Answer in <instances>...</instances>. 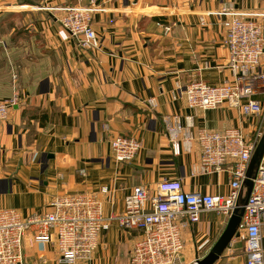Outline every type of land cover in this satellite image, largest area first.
I'll return each instance as SVG.
<instances>
[{"label": "crops", "instance_id": "1", "mask_svg": "<svg viewBox=\"0 0 264 264\" xmlns=\"http://www.w3.org/2000/svg\"><path fill=\"white\" fill-rule=\"evenodd\" d=\"M88 2L0 0V101L18 96L0 135V208L29 217L56 196L89 193L99 195L108 216L122 212L134 187L153 195L163 181L177 180L184 192L226 196L228 174H197L196 143L174 156L163 119L178 115L185 126L191 117L193 130L237 128L252 137L257 117L226 105L190 109L179 88L230 80L225 18L206 13L223 7L264 13V0H96L105 9L91 20L100 49L82 51L53 18L61 14L45 8ZM255 21L264 25V18ZM117 135L141 142L133 162L113 159L109 142ZM101 187L109 188L108 197ZM227 220L209 213L187 226L181 263L202 258ZM135 236L111 224L86 264H130ZM205 241L202 255L197 247ZM244 243L240 232L214 264H241ZM24 255L25 264L57 258L54 247L40 244L26 245Z\"/></svg>", "mask_w": 264, "mask_h": 264}, {"label": "built area", "instance_id": "2", "mask_svg": "<svg viewBox=\"0 0 264 264\" xmlns=\"http://www.w3.org/2000/svg\"><path fill=\"white\" fill-rule=\"evenodd\" d=\"M45 9L61 14L53 18L69 36L76 38L82 49L99 48V38L91 20L93 13L105 10L96 4V0H89L85 7ZM206 14L225 18L224 45L228 53L230 80L219 85L193 81L179 88L186 105L202 111L226 105L245 118L257 117L258 124L252 137L246 139L237 128L193 130L191 117L185 118V126L178 115L166 116L163 123L172 154L178 156L182 151L189 152L196 143L199 160L194 171L201 175L226 172L229 177L228 194L184 192L177 180L163 181L153 195L142 186L134 187L124 197L122 212L108 216L104 214V202L99 195L89 193L56 196L44 211L29 217H23L16 209L0 208V264H25V246L36 244L55 248L57 258L53 264L89 263L101 233L106 232L111 224L136 234L130 251V264H182L184 229L198 223L203 214L215 213L228 219L240 206L244 207V215L239 233H243L245 240V259L241 264H264L261 246L264 152L252 179L250 195L243 205V182L264 132V25L255 21L264 18V13L223 7ZM17 100L14 97L9 102L0 101V135L8 112ZM148 104L153 106V101L150 99ZM109 143L112 157L119 164L133 162L142 147L137 138L125 135H117ZM99 193L108 197L110 190L101 187ZM207 244L205 241L197 249L205 251ZM42 264H47V261H42Z\"/></svg>", "mask_w": 264, "mask_h": 264}, {"label": "water", "instance_id": "3", "mask_svg": "<svg viewBox=\"0 0 264 264\" xmlns=\"http://www.w3.org/2000/svg\"><path fill=\"white\" fill-rule=\"evenodd\" d=\"M264 152V132L259 140L255 152L252 155L246 178L243 182L244 196L243 205L246 204L247 199L252 189V179L256 176L257 168L260 159ZM244 215V207H237L228 218L225 228L218 239L213 243L208 252L200 259H196L195 264H214L217 262L224 251L228 248L234 238L240 236L239 226Z\"/></svg>", "mask_w": 264, "mask_h": 264}, {"label": "rangeland", "instance_id": "4", "mask_svg": "<svg viewBox=\"0 0 264 264\" xmlns=\"http://www.w3.org/2000/svg\"><path fill=\"white\" fill-rule=\"evenodd\" d=\"M75 6H77V5H75ZM79 6H82V7H85L86 5H81V4H79ZM87 6H88V4H87ZM102 10H105L104 8H102ZM57 17V16H56ZM60 27L62 28V30H64V28H63V26H61L60 25ZM65 31V30H64ZM66 32V31H65ZM66 34L69 36V34L66 32ZM71 37V36H70ZM72 38V37H71ZM75 42H76V45H77V48L80 50H82V51H96V50H99L100 49V45H101V43L99 44V48H97V49H90V50H85V49H82L81 47H80V45H79V43H78V41L76 40V38H72ZM100 42V41H99ZM14 97H16V98H18V96L17 95H14L12 98H14ZM11 98V99H12ZM12 109V108H11ZM11 109L9 110V112L11 111ZM9 112H8V115H9ZM7 118H8V116H7ZM7 120V119H6ZM3 127V126H2ZM207 251V249L205 250V251H202V255H203V253H205ZM207 253V252H206Z\"/></svg>", "mask_w": 264, "mask_h": 264}]
</instances>
